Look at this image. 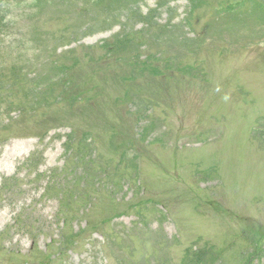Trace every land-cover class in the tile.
<instances>
[{
  "label": "rangeland",
  "instance_id": "374dc122",
  "mask_svg": "<svg viewBox=\"0 0 264 264\" xmlns=\"http://www.w3.org/2000/svg\"><path fill=\"white\" fill-rule=\"evenodd\" d=\"M0 264H264V0H0Z\"/></svg>",
  "mask_w": 264,
  "mask_h": 264
}]
</instances>
